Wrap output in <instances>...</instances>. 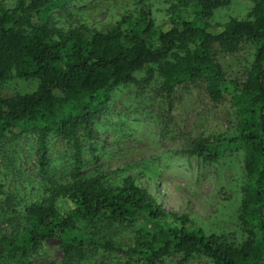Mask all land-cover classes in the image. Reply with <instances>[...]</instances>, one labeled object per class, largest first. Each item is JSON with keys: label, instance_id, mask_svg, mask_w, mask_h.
Segmentation results:
<instances>
[{"label": "trees", "instance_id": "obj_1", "mask_svg": "<svg viewBox=\"0 0 264 264\" xmlns=\"http://www.w3.org/2000/svg\"><path fill=\"white\" fill-rule=\"evenodd\" d=\"M82 1L0 5V90L15 77L38 82L32 93L0 94V146L33 137L42 179L38 198L16 211L0 184V224L12 227L0 230V264H36L42 243L52 239L65 264L105 254L117 264H264V0H253L247 18L224 23L215 15L231 0H177L163 28L152 0H133L135 11L104 31L59 26L53 11ZM244 43L255 45L254 62L245 82L230 88L215 48L234 53ZM196 85L214 104L230 95L232 128L179 153L209 165L239 158L244 181L233 232L208 234L188 215L167 212L134 176L115 184L109 175L86 173L82 136L94 152V126L119 89L139 88L145 104L158 95L172 111L177 92ZM51 138L72 152L66 181L53 173ZM122 230L131 234L128 246L115 240Z\"/></svg>", "mask_w": 264, "mask_h": 264}, {"label": "rangeland", "instance_id": "obj_2", "mask_svg": "<svg viewBox=\"0 0 264 264\" xmlns=\"http://www.w3.org/2000/svg\"><path fill=\"white\" fill-rule=\"evenodd\" d=\"M159 27H164L177 0H152ZM14 0H0L12 7ZM253 0H231L216 12L215 22L245 19ZM133 0H83L66 11L55 10L58 25L65 28L86 24L92 30L104 31L124 15L134 12ZM256 47L244 43L236 52L215 48L216 58L223 66L230 88L239 87L254 62ZM157 82L149 91L155 95ZM37 81L12 78L0 94L13 97L32 93ZM141 89V88H140ZM139 88L125 87L116 92L110 108L94 126V152L91 142L82 136L83 158L88 162L86 173L109 175L117 184L131 175L167 212L188 215L196 228L208 234L236 230V215L244 181L242 163L235 155H225L217 163L205 164L196 156L179 153L200 137L224 135L232 128L230 95L217 104L211 103L203 85L188 86L175 95L172 111L157 95L151 104L136 97ZM143 91V90H142ZM48 156L53 160L58 181H66L67 164L72 152L61 138L49 140ZM37 147L33 137L7 141L0 146V184L14 198L15 207L38 198L39 183ZM60 177V178H59ZM4 233L11 232L7 223L0 224ZM2 232V233H3ZM115 240L122 246L132 243L127 230L117 232ZM120 262L124 254H120ZM36 264H65L56 239L42 243L34 257ZM116 256L94 255L87 264H117Z\"/></svg>", "mask_w": 264, "mask_h": 264}]
</instances>
